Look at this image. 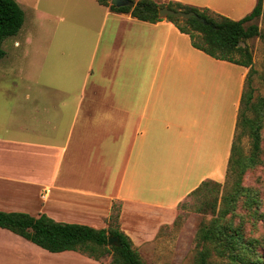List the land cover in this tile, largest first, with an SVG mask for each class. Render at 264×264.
I'll list each match as a JSON object with an SVG mask.
<instances>
[{
	"label": "crops",
	"instance_id": "0c3cea01",
	"mask_svg": "<svg viewBox=\"0 0 264 264\" xmlns=\"http://www.w3.org/2000/svg\"><path fill=\"white\" fill-rule=\"evenodd\" d=\"M160 1L232 19L258 2ZM29 9L21 38L57 28V18L77 34L84 28L95 35L86 66L81 53L60 47L47 56L43 79L0 68V79L19 77L0 86V210L103 228L114 202L122 203L123 222L131 214L173 210L204 180H224L247 67L196 48L166 18L140 20L98 0H31ZM50 34L48 46L58 40ZM3 229L0 264L111 263L110 255L51 252Z\"/></svg>",
	"mask_w": 264,
	"mask_h": 264
},
{
	"label": "trees",
	"instance_id": "16d2710c",
	"mask_svg": "<svg viewBox=\"0 0 264 264\" xmlns=\"http://www.w3.org/2000/svg\"><path fill=\"white\" fill-rule=\"evenodd\" d=\"M112 10L130 13L132 16L148 21L158 22L163 19L172 21L183 33L190 35L192 44L214 58L227 60L245 67L249 73L253 71V57L245 42L260 33L256 24L246 25L260 17L263 13L262 1L258 0L253 10L241 19L212 11L210 8H200L174 1L160 0H130V4L117 6L112 0H98ZM175 10L196 12V17H177L168 15L161 17L163 7ZM25 11L17 0H0V58L6 55L3 42L8 37L17 35L25 23ZM248 76L246 77L247 81ZM254 110L256 117H248L246 112ZM264 98L254 100V88L249 85L242 95L237 129L244 123L248 124L252 137L251 156L246 158L237 143V130L234 137L231 156L226 177L233 178L232 189L223 193L218 214L200 228L197 238L203 249L199 252V263L207 264L213 256V250L220 258L229 259L231 264H264V259L258 254L261 243L257 238H246L240 227L234 226L226 217L233 212L240 197L246 198V203L252 206L257 197L249 188L242 184L243 174L248 167L256 165L262 141V111ZM221 182L206 179L190 195L202 196L204 201L196 204L198 211L204 212L209 206L216 211ZM213 195V200L209 196ZM121 205L114 202L112 213L108 218L116 220L120 216ZM0 227L8 229L33 243L51 251L62 252L73 250L86 254L94 259L111 256L110 264H145L142 255L134 247L133 239L118 226L97 228L82 223L57 221L46 213L34 216L23 211L0 210ZM118 237L119 241L110 244L109 238Z\"/></svg>",
	"mask_w": 264,
	"mask_h": 264
},
{
	"label": "rangeland",
	"instance_id": "374dc122",
	"mask_svg": "<svg viewBox=\"0 0 264 264\" xmlns=\"http://www.w3.org/2000/svg\"><path fill=\"white\" fill-rule=\"evenodd\" d=\"M18 1L26 12L27 22V18L30 15L31 0ZM261 1L263 5L262 15L246 24H256L260 31L258 35L245 42L253 57L252 73H249L250 68H247L246 87L251 85L254 88L255 102L260 98H264V0ZM234 13L232 14L235 17L233 19H241L249 14V12L242 14L240 11H235ZM57 15L63 16L67 14L58 11ZM54 21L59 24L57 28L53 30L45 28L34 29L26 38H21L20 33L25 28V22L17 36L8 37L3 42V48L7 54L0 59V64H3L0 65V68L10 72L17 71L18 75H20V72L26 71L39 72L43 79L47 56L50 57L49 55L57 52L60 47L67 54L75 55L81 53L84 57L83 64L86 66L92 52L94 30L82 28L81 32L77 34V30L71 31L68 28H64L66 23L60 19L57 18ZM51 31L52 33L54 32V36L58 40L55 44L48 46L45 40L51 35ZM80 37L85 39L82 44L77 43ZM61 38L64 39L63 43L60 41ZM17 41L22 42V45H16ZM69 63L71 64V62ZM236 68L242 71L244 67L238 65ZM239 74L240 72H237L235 75ZM15 79L16 77L0 79V86H11ZM17 80H19V77H17ZM230 105L231 102L229 101ZM2 106L3 103L0 101V110ZM246 114L248 117H256L257 115L254 110L248 109ZM261 134V150L258 154L256 165L246 168L242 177V184L252 191V194L257 197V201L252 206H249L246 203V198L241 196L235 210L229 213L226 218L234 226L240 227L246 238H257L260 240L258 254L264 259V109L262 111ZM236 140L246 158L251 156L253 152L252 137L248 124L244 123L239 126ZM226 173L227 166L224 158V180L220 181L222 186L217 194L218 203L215 212L211 206L204 212L198 211L195 203L200 205L204 201V197H196L189 194L188 198L173 210L131 214V216L124 218L123 222L119 216L118 219L110 220L109 223L113 226H118L130 235L135 249L142 255L145 264H200L198 258L203 246L199 243L197 235L202 225L210 222L218 214L223 193H228L232 189L234 179L226 177ZM209 199L213 200V195H210ZM117 204L122 207L121 202H117ZM2 230L4 229L0 228V232H3ZM212 252L213 256L209 258L207 264H231L229 259L220 258L214 250ZM106 258L109 260L111 256H106Z\"/></svg>",
	"mask_w": 264,
	"mask_h": 264
},
{
	"label": "water",
	"instance_id": "95a60500",
	"mask_svg": "<svg viewBox=\"0 0 264 264\" xmlns=\"http://www.w3.org/2000/svg\"><path fill=\"white\" fill-rule=\"evenodd\" d=\"M112 4L117 5V6H123V5H127L130 4V0H112L111 1ZM160 15L161 17H167L168 15H173V16H181V17H196L199 18V15L194 12V11H185V10H175L169 7H163L160 9ZM119 238L118 237H112L110 236L109 238V242L110 244H113L114 242H118Z\"/></svg>",
	"mask_w": 264,
	"mask_h": 264
}]
</instances>
